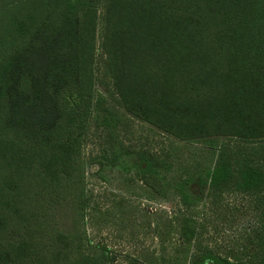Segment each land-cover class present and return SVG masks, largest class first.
<instances>
[{"label": "trees", "instance_id": "trees-1", "mask_svg": "<svg viewBox=\"0 0 264 264\" xmlns=\"http://www.w3.org/2000/svg\"><path fill=\"white\" fill-rule=\"evenodd\" d=\"M100 11L125 111L181 141L235 139L212 147L197 193L263 205L264 0H0V264L114 261L106 250L86 256L84 241L55 220L84 172ZM135 154L142 181L162 195L158 163ZM185 185L178 193L189 207ZM183 222L188 264H264V229L254 253L234 245L222 254L190 217Z\"/></svg>", "mask_w": 264, "mask_h": 264}, {"label": "rangeland", "instance_id": "rangeland-1", "mask_svg": "<svg viewBox=\"0 0 264 264\" xmlns=\"http://www.w3.org/2000/svg\"><path fill=\"white\" fill-rule=\"evenodd\" d=\"M101 12L96 30L95 107L83 133L84 172L58 208L56 228L67 235L76 233L85 243L86 256L98 259L106 250L114 258L109 264H188L194 247L181 236L187 217L201 227L205 245L222 254L234 245L254 253L259 248L253 241L256 231L264 229V202L258 209L257 203L233 192L210 199L197 193L216 160L212 147L231 139L181 141L128 114L101 49ZM138 151L158 163V174L164 179L162 195L142 181L144 165L135 154ZM182 184L193 199L189 207L180 201Z\"/></svg>", "mask_w": 264, "mask_h": 264}]
</instances>
